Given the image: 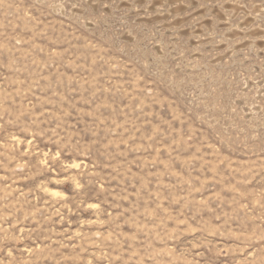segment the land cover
<instances>
[{
    "label": "rangeland",
    "instance_id": "1",
    "mask_svg": "<svg viewBox=\"0 0 264 264\" xmlns=\"http://www.w3.org/2000/svg\"><path fill=\"white\" fill-rule=\"evenodd\" d=\"M0 264H264V0H0Z\"/></svg>",
    "mask_w": 264,
    "mask_h": 264
}]
</instances>
